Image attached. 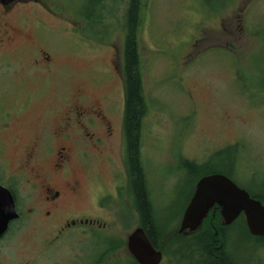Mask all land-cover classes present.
<instances>
[{"label":"rangeland","instance_id":"obj_1","mask_svg":"<svg viewBox=\"0 0 264 264\" xmlns=\"http://www.w3.org/2000/svg\"><path fill=\"white\" fill-rule=\"evenodd\" d=\"M37 1L45 7H30L22 20L33 41L48 51H60V72L49 80L50 91L83 88L90 100L101 104L114 127V139L92 162V170L75 163L72 171L89 176L90 198L100 193L103 183L108 193L114 186L118 193L111 200L94 202V217L107 226L81 243L72 228L45 250L46 230L25 216L11 222L0 238V264H60V252L61 259H70L76 243L97 245L79 264H88L97 254L100 264H131L125 242L139 226V217L119 138L128 0ZM141 2L138 49L148 105L141 158L154 219L164 233L158 241L163 246L160 264H202L204 258L194 243L183 260L175 242L169 243L197 180L222 173L250 195L264 196V0ZM87 12H92L90 18ZM38 112L15 122L13 131L3 135L0 179L20 157L12 137L32 132ZM79 202L86 207L85 200ZM242 223L239 217L226 230L229 259L235 264H264V240L248 236Z\"/></svg>","mask_w":264,"mask_h":264},{"label":"flooded vegetation","instance_id":"obj_2","mask_svg":"<svg viewBox=\"0 0 264 264\" xmlns=\"http://www.w3.org/2000/svg\"><path fill=\"white\" fill-rule=\"evenodd\" d=\"M34 5L44 6L37 0H0V154L3 135L13 131L15 122L28 120L35 109L39 111L32 132L12 137L11 144L13 147L18 145L20 157L17 165L2 171L0 185L12 195L18 213L14 221L25 216L35 227L41 226L47 231L45 249L72 228L78 232L79 243L82 238H94L98 229L105 228L107 223H100L91 208L100 199L116 198L118 187L115 189L113 185V193H108L103 183L100 193L98 191L90 198L89 176L79 177L72 171L75 163L92 170V162L105 153L106 146L114 139V127L103 113L101 104L90 100L83 88L56 87L50 91L47 84L59 74L62 57L57 48L48 51L40 41H33L26 34L28 26L22 16ZM29 84L31 89L27 88ZM119 132L125 149L123 119ZM126 173L129 187L127 166ZM79 200H85V208ZM219 225L222 226L219 209L213 207L196 231L181 235L196 245L211 230L212 236L206 243L207 254L219 264H230L225 261L228 258L225 233L229 227L222 226L220 230ZM214 228L218 231L217 236H213ZM177 231L172 237L179 236ZM79 243L75 244L70 259H61L64 254L60 252V264L82 263L83 256L87 257L97 249L94 243L95 248ZM159 247L156 245L157 249ZM101 256L104 257L103 253ZM100 260L97 254L88 264H100Z\"/></svg>","mask_w":264,"mask_h":264},{"label":"trees","instance_id":"obj_3","mask_svg":"<svg viewBox=\"0 0 264 264\" xmlns=\"http://www.w3.org/2000/svg\"><path fill=\"white\" fill-rule=\"evenodd\" d=\"M142 0H128L125 17H124V40H123V87H124V113H123V128L125 136V163L130 179V188L135 198V207L139 215V224L144 228L147 236L152 241L153 245H159V239L164 237V233L159 235L155 227V219L150 202L149 189L146 180L144 165L141 158V136L142 123L147 114V101L143 88L142 72L140 67V57L138 49V28L140 25V14ZM89 13L90 18L92 12ZM94 15V14H93ZM87 16V14H86ZM187 166L190 164L187 163ZM264 202V196L259 194L252 195ZM242 229L250 236L247 231L245 222L242 218ZM216 224V223H215ZM223 227H220L222 230ZM212 236L211 230L206 232L201 238V244L198 249L203 256L202 264H219L217 260L207 254L206 245ZM254 240L262 241L263 238L252 237ZM177 241V252L179 259H186L188 248L190 249L191 242L183 236L172 237L169 241ZM207 241V242H206ZM207 243V244H206ZM163 248V246H162ZM192 248V247H191ZM192 251V250H190ZM194 251V250H193ZM226 262L230 264L232 261L226 257ZM131 264L137 262L131 257Z\"/></svg>","mask_w":264,"mask_h":264},{"label":"water","instance_id":"obj_4","mask_svg":"<svg viewBox=\"0 0 264 264\" xmlns=\"http://www.w3.org/2000/svg\"><path fill=\"white\" fill-rule=\"evenodd\" d=\"M213 207L219 209L222 225H229L243 215L248 232L256 237H264V203L251 197L222 173L205 175L197 181L177 233L196 231ZM16 218L18 213L12 195L0 185V237ZM217 235L215 229L214 236ZM126 249L138 264H160L162 261L161 250L154 247L140 226L128 235Z\"/></svg>","mask_w":264,"mask_h":264},{"label":"bare ground","instance_id":"obj_5","mask_svg":"<svg viewBox=\"0 0 264 264\" xmlns=\"http://www.w3.org/2000/svg\"><path fill=\"white\" fill-rule=\"evenodd\" d=\"M155 227L157 228V230H158V232H159V235H161L162 233H161V229H160V227H159V225L157 224V223H155ZM146 233V232H145ZM147 234V233H146ZM199 244H201V243H198L197 245H199ZM196 245V246H197ZM199 247V246H198ZM196 252L197 251H200L199 249H197V250H195Z\"/></svg>","mask_w":264,"mask_h":264}]
</instances>
